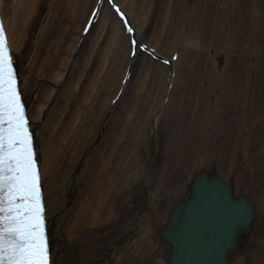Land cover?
Instances as JSON below:
<instances>
[{
  "label": "bare ground",
  "instance_id": "obj_1",
  "mask_svg": "<svg viewBox=\"0 0 264 264\" xmlns=\"http://www.w3.org/2000/svg\"><path fill=\"white\" fill-rule=\"evenodd\" d=\"M218 2L0 0L52 264H264V0ZM95 167L105 197L81 187ZM114 215L124 237L92 263Z\"/></svg>",
  "mask_w": 264,
  "mask_h": 264
},
{
  "label": "snow or ice",
  "instance_id": "obj_2",
  "mask_svg": "<svg viewBox=\"0 0 264 264\" xmlns=\"http://www.w3.org/2000/svg\"><path fill=\"white\" fill-rule=\"evenodd\" d=\"M41 175L0 16V264H51Z\"/></svg>",
  "mask_w": 264,
  "mask_h": 264
},
{
  "label": "rangeland",
  "instance_id": "obj_3",
  "mask_svg": "<svg viewBox=\"0 0 264 264\" xmlns=\"http://www.w3.org/2000/svg\"><path fill=\"white\" fill-rule=\"evenodd\" d=\"M221 2H222V0H220V2H218L220 4L219 6H221ZM44 7H46V4H44ZM225 8L230 9L231 6L230 5H227ZM244 26H245V24H244ZM245 29H246V26H245ZM147 33H149V35L153 34L152 31H149ZM239 34H240V32H237V36H239V39H243L242 34H240V35ZM234 35H235V33L233 34V36ZM231 38H234V39L239 40L238 37H231ZM68 39L69 38L67 36V38L65 37V39L62 42L65 43ZM107 43H108V39H107ZM61 44H63V43H61ZM102 45L105 46V43L103 42ZM63 48H62V50H61L60 53H64ZM102 50L103 49L101 48L98 53L102 52ZM87 52H88V47H87V50H85L83 53H87ZM23 69H24V65L21 66V71L24 73V70ZM130 91H132V90H130ZM129 93H128V96L131 95V94L129 95ZM104 94H105V91L103 92V94L101 95V98L99 99L98 103L95 104V106L93 107V110L91 111V113L89 115V116H91V118H90L91 122H92V119H93V115L96 112V110L98 108V105L100 104V101H101L102 97L104 96ZM128 96H126V97H128ZM124 106L125 105H123L122 107H120L119 109H117V111L115 113H113L112 115H110L112 119H110L111 120L110 121L111 124L109 125V127L107 129V143L109 141V137L113 134V131L115 129H117V127L120 126V120L123 118V115H124L125 110H126V108ZM109 110H111V106H107V113H108ZM113 115H115V116H113ZM90 120H89V123H90ZM132 126L136 128L135 122H133ZM84 128L86 130V127H84ZM85 135H86V132L83 131V133H82V139H85ZM109 145H110V143H109ZM109 145L107 146V150L109 148H111L112 145L115 146L117 152H120V150H122L121 148H123V146H120L119 147V143L116 142V141L111 142V146H109ZM118 154H120V153H118ZM118 157H120V156H118ZM97 174L99 175V171H96V167L94 169L92 168L89 171V174L87 175L86 181L88 183L87 184L81 183V187L83 189H88L89 190L88 192H92V193L94 191L96 192L97 189L95 190V183L94 182H95V177L97 176ZM153 187H154V185H153ZM96 194H97V192H96ZM100 194L103 197L107 196V189L104 191L103 194L102 193H99L97 195L101 196ZM168 204H169L168 203V200H165V204L161 200L160 201V204H158V210L160 209L161 211L164 212L165 211V208L167 209ZM116 218H117V216H115V215L114 216H109L108 218H103L102 220H100L98 222H94L92 224L91 233H92V237L94 239H93L92 242H90L91 243V247L89 246L90 247V251H91L90 252L91 255H90L89 260L92 261V263H94V262L96 263L97 259H99L102 256L107 255V252L111 250V247L115 244V242L119 241V239L126 232L128 220H126L124 222H121L119 224V226L116 227V225H114V223H115L114 221L116 220ZM246 264H250V259H248L246 261Z\"/></svg>",
  "mask_w": 264,
  "mask_h": 264
}]
</instances>
